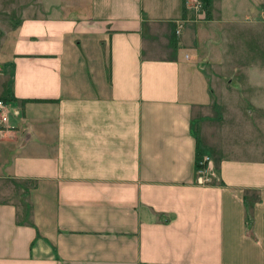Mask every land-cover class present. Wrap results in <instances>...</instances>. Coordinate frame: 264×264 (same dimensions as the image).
Wrapping results in <instances>:
<instances>
[{
    "label": "crops",
    "instance_id": "obj_1",
    "mask_svg": "<svg viewBox=\"0 0 264 264\" xmlns=\"http://www.w3.org/2000/svg\"><path fill=\"white\" fill-rule=\"evenodd\" d=\"M13 1L0 264H264V144L209 112H264V0Z\"/></svg>",
    "mask_w": 264,
    "mask_h": 264
},
{
    "label": "rangeland",
    "instance_id": "obj_2",
    "mask_svg": "<svg viewBox=\"0 0 264 264\" xmlns=\"http://www.w3.org/2000/svg\"><path fill=\"white\" fill-rule=\"evenodd\" d=\"M15 3L18 5L21 1L23 0H14ZM13 1V2H14ZM13 2L10 3V6L13 4ZM64 3L67 4V1H63ZM62 2V3H63ZM5 3L9 4V0H1L0 4ZM192 15V12L191 14ZM14 26V21H13V16L8 15L5 12V9H0V71L2 70V60L5 58V52H4V39L7 35H9V30ZM240 34H236L235 36L240 37L239 44H244L249 41V36H250V41L252 39L251 33L248 31V33L244 32L246 30H239ZM233 32L228 31L224 33L223 35V40L221 38V41L224 42L225 48H231L232 46L234 47L236 43L234 42V37H233ZM218 39V38H217ZM256 42H262L260 39H257ZM244 56V55H242ZM7 82V77L3 74H0V89H3L5 84ZM242 86V87H241ZM241 88L245 90H241ZM236 89L239 90L241 93H245L248 91V86L246 81L242 82L240 86H236ZM244 99V98H242ZM247 102H248V98ZM219 101V106L215 107V109H211L209 112L213 111L211 116L213 117H220L222 118L223 122L227 121L229 122L230 126L227 128L226 132L223 133L221 137V142L223 144H232V143H237V142H243V143H258V145L264 144V112H256L254 111L252 114L247 110V106H241V114L233 113L232 115L227 114L225 117L224 109H227L226 104H222L221 99H216ZM258 100V99H257ZM11 103V102H10ZM12 104V103H11ZM220 106H223V108H220ZM245 107L246 110H245ZM254 108V107H253ZM256 109V108H255ZM260 111L259 109H256ZM7 114L8 118H13L12 117V111L11 109H7ZM7 119V123L11 124L12 119ZM207 181V180H206ZM205 181V182H206Z\"/></svg>",
    "mask_w": 264,
    "mask_h": 264
},
{
    "label": "built area",
    "instance_id": "obj_3",
    "mask_svg": "<svg viewBox=\"0 0 264 264\" xmlns=\"http://www.w3.org/2000/svg\"><path fill=\"white\" fill-rule=\"evenodd\" d=\"M186 7L190 9L192 12V18H198V16L201 14V11H203L202 2L201 0H184ZM191 18V17H189ZM185 18H177L173 20V28L172 32L173 34H177L182 26L183 21ZM11 109L13 114L18 113V109L14 107L13 104L10 103L9 99H3L0 98V128L2 125H4L7 121V109ZM209 158L207 155H202L200 159L198 160V164L194 166L195 171V181L197 182H205L209 179L207 173L209 166Z\"/></svg>",
    "mask_w": 264,
    "mask_h": 264
},
{
    "label": "trees",
    "instance_id": "obj_4",
    "mask_svg": "<svg viewBox=\"0 0 264 264\" xmlns=\"http://www.w3.org/2000/svg\"><path fill=\"white\" fill-rule=\"evenodd\" d=\"M201 2H202V7L203 8H206L205 7V2L206 1L205 0H201ZM9 97H10L9 93L0 96V98H3V99H8ZM201 156H202V154L198 158L195 159L194 165H197L198 164V160L200 159Z\"/></svg>",
    "mask_w": 264,
    "mask_h": 264
}]
</instances>
